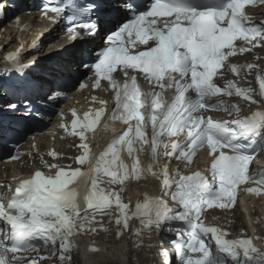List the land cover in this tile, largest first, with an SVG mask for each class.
Masks as SVG:
<instances>
[{"label": "snow or ice", "instance_id": "1", "mask_svg": "<svg viewBox=\"0 0 264 264\" xmlns=\"http://www.w3.org/2000/svg\"><path fill=\"white\" fill-rule=\"evenodd\" d=\"M246 6L258 8L264 0H45L41 4L46 18L65 21V31L75 45L69 50L72 63L91 74L85 78L94 79V88L107 82L115 107L107 112L106 102L100 101L102 107L82 117L72 111L75 119L68 134L81 141L79 167L66 170L49 165L54 174L37 170L19 181L10 199L0 195V222L4 224L0 264H43V257L36 261L17 255L33 250L59 252V259L71 264L69 238L78 233L95 236L98 225L108 234L112 229L105 224L115 226L117 239L131 230L136 248L159 258L154 264H172L159 241L165 228L177 233L172 243L178 264H264V250L252 238L229 239V232L208 226L201 218L205 209L230 208L238 186L249 180L261 188L249 187L247 192L260 194L264 188V169L249 171L251 161L264 150V107L240 115L243 108L225 99L235 96L264 105V68L230 59L257 48L264 50V21L255 22L256 15L264 13L246 12ZM25 10L23 0L0 2V19L9 11ZM97 38L102 46L93 49ZM238 40L244 43L237 45ZM64 51L58 48L57 54ZM35 66L36 61H20L12 71L0 69V96L7 98L0 110L12 116L7 123L0 119V148L13 153L18 138L30 130L29 122L41 118L43 104L55 103L70 91L71 64L54 70L45 95L34 102L30 94L42 86L27 75ZM252 70L258 92L224 79L230 72L242 81ZM117 72L122 81L114 75ZM85 86L82 81L75 85L78 89ZM216 109L236 116L231 121H215L208 113ZM102 118V131L113 134L106 145H97L99 152H93L85 133L95 130ZM114 122L125 125V130L117 131ZM145 145L153 161L167 157L183 162L185 168L206 148L210 175L201 171L185 175L179 168L171 175L164 165L158 178L173 203L162 197L145 198L133 207L123 201V187L106 191L100 183L110 177L111 184L124 185L130 179L139 180L144 172L157 177L151 164L141 167L138 152ZM125 147L134 159L131 170L121 160ZM134 218L138 226L133 229L130 221ZM174 222H184L186 228L173 227Z\"/></svg>", "mask_w": 264, "mask_h": 264}, {"label": "bare ground", "instance_id": "2", "mask_svg": "<svg viewBox=\"0 0 264 264\" xmlns=\"http://www.w3.org/2000/svg\"><path fill=\"white\" fill-rule=\"evenodd\" d=\"M0 2H7V0H0ZM23 3L26 6V10L21 13L11 12L13 18L8 22L9 24L4 25V32L0 30V69L12 71L18 66L20 61L25 64L36 61V66L27 75L28 80L42 86V88L38 87L30 94V98L34 102H37L45 95L50 82L54 79L53 72L56 68L71 64L73 76L69 80L70 91L65 94V97H62L65 101L58 109L62 110L60 116L52 119L51 115L47 114V116L42 115L41 118L32 120L45 121L50 130L36 137V131L40 128V125H32L30 124L31 121L29 122L30 130L26 134L29 139L20 151V153L28 152L27 157L20 162L8 163L6 159L9 158L10 151L7 148H0V195H6V198L14 192V188L21 179L30 178L37 170L43 171L46 175H52L54 170H50L49 165L58 163L66 170L79 167L77 158L83 153V149L79 147L81 141L78 138H72L71 135L70 140L65 136L64 130L66 125H69L67 120L71 119L70 113H72L75 106L84 103L88 104L89 101L93 100L94 95L101 96V93H95L91 88L88 91H78L75 87V77L77 75L83 77L85 73L81 72V69L72 63V52L69 51L75 49L72 39L55 38L56 32L60 31L62 25H55L51 31L44 33L43 27L50 22L46 20L45 16L37 13L38 0H23ZM16 15H19V20L15 19ZM36 36L39 37L36 39ZM99 41L100 38H97L91 48L97 49L96 45ZM44 45L46 48L42 50L41 48ZM58 48L66 49V51L57 54ZM9 57H12V59H8ZM257 63H260V61H257ZM247 82L243 81V86L251 87L250 83ZM102 94L104 95L105 93ZM63 100L44 105L49 106V104H52L53 107L49 108L57 110V106ZM6 101V97L0 96V109H3ZM37 106L39 107L40 105L38 104ZM0 119L7 123L12 120V116L0 110ZM53 130L56 132L54 139L48 135V132ZM103 134L104 132L101 133V135ZM35 146L39 154L35 153ZM53 152L56 153L55 156L51 155ZM262 156H264V153ZM198 165L199 163L197 162L185 168L184 165H180L178 162L175 163L181 173H189L191 170L196 169ZM109 179H103L100 186L105 188L106 191L112 189L119 191L123 187L122 199L124 202H129L133 207L139 202L140 194L153 197L161 193V187L150 182L127 181L124 185H114L110 183ZM257 206L261 210L256 209ZM249 209L252 217V230L246 227L244 217L241 211L238 210L225 212L219 208L210 209L203 220L208 226H217L229 232V239L248 238L253 233L261 240H264L263 199L256 195H249ZM132 223L133 221L131 220V228H133ZM105 226L112 229V231L105 234L102 230H99L98 225V232L95 236L93 234H87L83 238L78 237L76 234L71 236L69 239L70 246L73 248V250H70L71 263L75 261L78 264H154V259H159L158 257L151 258L150 253L141 252L136 248L135 237L131 230L126 231L122 238L117 239L115 226L107 224ZM182 236L187 239L186 233H182ZM161 237L164 239L165 244L163 248L170 254L172 264H178L176 250L172 243L173 240H176L177 233L164 234L162 232ZM88 239H92V242H87ZM81 248H84L87 252L86 258L81 257ZM213 250L215 251L214 244ZM59 256V252L50 254L47 250H35L32 255H25L28 259L36 261L43 257L45 258L43 264H68L67 261H61Z\"/></svg>", "mask_w": 264, "mask_h": 264}, {"label": "rangeland", "instance_id": "3", "mask_svg": "<svg viewBox=\"0 0 264 264\" xmlns=\"http://www.w3.org/2000/svg\"><path fill=\"white\" fill-rule=\"evenodd\" d=\"M45 45L41 48L42 50H44L45 49ZM71 264H78L77 262H75V261H73Z\"/></svg>", "mask_w": 264, "mask_h": 264}]
</instances>
